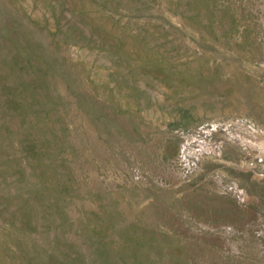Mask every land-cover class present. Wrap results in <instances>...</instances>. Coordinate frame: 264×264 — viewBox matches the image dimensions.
Wrapping results in <instances>:
<instances>
[{"label":"rangeland","instance_id":"rangeland-1","mask_svg":"<svg viewBox=\"0 0 264 264\" xmlns=\"http://www.w3.org/2000/svg\"><path fill=\"white\" fill-rule=\"evenodd\" d=\"M0 264H264V0H0Z\"/></svg>","mask_w":264,"mask_h":264}]
</instances>
